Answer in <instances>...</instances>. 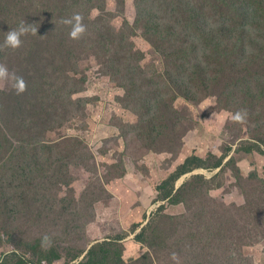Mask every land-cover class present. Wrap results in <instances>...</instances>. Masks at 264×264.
<instances>
[{"label":"rangeland","instance_id":"1","mask_svg":"<svg viewBox=\"0 0 264 264\" xmlns=\"http://www.w3.org/2000/svg\"><path fill=\"white\" fill-rule=\"evenodd\" d=\"M162 2L143 0V7L161 16ZM135 3L106 0V13L95 10L92 18L115 16L111 25L120 33L125 20L135 21ZM10 26L1 21L0 45ZM125 31L136 61L126 51L118 54V42L113 55L90 52L78 75L71 73L77 77L64 68L60 80L68 88L46 96L48 103L0 84V124L13 121L17 132L13 149L0 153V258L24 250L26 239L41 238L46 247L52 237L64 253L52 264H66L65 247L87 250L122 234L125 264H264V119L232 121L244 110L240 89L224 109L194 85L176 87L175 74L167 82L161 73L176 69L141 30L132 37ZM25 47L0 51V63L26 82L59 60L51 59L45 38L32 43L26 59ZM36 65L30 75L28 66ZM83 78L79 92L69 94ZM252 144L263 152L248 150ZM194 153L212 163L225 157L224 165L181 177L179 204L159 201L157 187ZM160 206L165 210L158 229L147 233L154 245L137 241L140 228L133 230Z\"/></svg>","mask_w":264,"mask_h":264},{"label":"trees","instance_id":"2","mask_svg":"<svg viewBox=\"0 0 264 264\" xmlns=\"http://www.w3.org/2000/svg\"><path fill=\"white\" fill-rule=\"evenodd\" d=\"M105 1L0 0V23H11L6 29L5 37L21 20L38 27L37 34L29 33L21 37L22 45L26 46V53L21 57L28 58L31 55L32 43L45 38L51 59H59L51 61L41 76L33 75L34 78L26 82L27 90L23 94L40 96L41 101L48 103V99L44 100L46 96L53 92L57 95L68 88L63 86L60 80V77L64 76V68L68 70L70 77H77L71 73L78 75L79 63L85 55L90 52L113 55L117 42L120 45L118 54L126 51V56L136 61L131 54L130 36L125 30L131 33V37L137 34V30H141L160 52L164 62L176 69L177 73H161L167 82H173L175 74L176 87L186 88L194 85L200 93L217 97L224 109L231 106L230 100L234 91L240 89L245 93L243 101L244 110L247 112L246 122L258 124L264 119V0H163L164 9L161 16L144 8L143 0H136L135 21L130 23L125 20V25L122 26L124 31L120 33L111 25L115 16L109 20L103 16L92 18L95 10L106 13ZM73 13L81 14L87 27L79 40L70 39L71 26L61 23ZM28 69L30 75L38 71L37 65L33 69L28 66ZM150 80L152 81L153 77ZM85 81V78L75 80L69 94L79 92V86ZM187 94L189 98L193 96L192 91ZM16 134L13 121L0 124V153L13 149ZM80 146L78 144V147ZM253 148L263 152L258 144H252L248 150ZM224 162L225 157L215 158L212 163L196 153L188 156L183 164L157 187L158 200L169 201L172 205L179 204L178 196L182 188L176 190V182L181 177L201 168L218 169ZM3 183L8 187L14 186L11 181ZM2 195L4 198L3 189ZM164 210L165 208L160 206L146 225L140 224L133 230L135 232L140 228L135 234L137 241H151L147 233L151 229L157 231ZM0 236L1 244L4 237ZM124 238L122 234L105 238L96 241L87 250L65 247L70 257L67 258L66 264H125L126 245L122 244ZM19 240H16L17 245ZM39 240L42 239H26L24 250L5 252L0 258V264H52L64 257L63 247L56 243L54 238L49 237L50 242L46 247ZM153 245L154 243L150 242V246ZM229 245L238 247L234 242H229ZM142 257L146 258V253Z\"/></svg>","mask_w":264,"mask_h":264},{"label":"clouds","instance_id":"3","mask_svg":"<svg viewBox=\"0 0 264 264\" xmlns=\"http://www.w3.org/2000/svg\"><path fill=\"white\" fill-rule=\"evenodd\" d=\"M83 16L79 13H73L70 18H65L61 23L65 25H70L69 38L73 40H79L85 34L87 27L83 23ZM38 27L32 24L26 23L21 20L15 29H11L7 32L5 40L2 45H0V51L5 49H18L22 46L21 37L31 33L32 35L37 34ZM0 84L5 87H9L16 95H21L27 90V83L24 78L18 75L14 71H10L9 68L0 63ZM247 112L246 110H238L235 112L231 119L235 123L246 122ZM173 260H177L176 254H172Z\"/></svg>","mask_w":264,"mask_h":264}]
</instances>
